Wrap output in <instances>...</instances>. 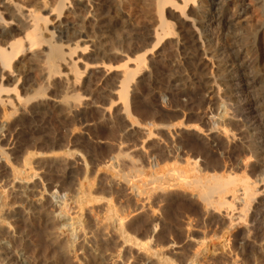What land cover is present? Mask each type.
Masks as SVG:
<instances>
[{
    "label": "bare ground",
    "instance_id": "1",
    "mask_svg": "<svg viewBox=\"0 0 264 264\" xmlns=\"http://www.w3.org/2000/svg\"><path fill=\"white\" fill-rule=\"evenodd\" d=\"M87 1L0 0V264H73L72 259L78 264H132L128 262L127 257L125 258V254L121 256L120 248L133 246L144 250L150 259L156 257L153 259L155 263L152 260L151 264L199 263L198 257L205 247V234L198 241L196 249L190 255L184 251L183 256L185 257L182 258L169 252H160L166 244L161 235H157L159 236L157 237L159 238L158 243L154 246L135 238L136 236L132 235L134 227L127 219L125 210H122L121 206H116L115 200L110 198L114 194L118 198L121 189L116 190L115 188V191H109L111 196L107 199L101 195L106 190L101 189L100 196L94 195L89 190L93 184L87 182L89 181L88 171L91 168L89 163L92 162L88 161L87 155L89 154L82 153L81 148L78 149L83 168L77 175H74L69 168V158H72L74 151L66 150L65 146L60 143V139L56 137L48 141L47 133L43 134L45 133L44 128L37 119L48 105L60 112L62 118L71 120L69 124L72 123V130H75V127L87 126L97 115L92 109L91 112L88 108L85 110L86 108L83 109L80 106L96 104L98 97L101 98L102 95L89 94L91 92L89 91V97L86 99L84 95L86 89L84 91L83 88L87 82L85 77L100 68L104 72L119 71L118 78L114 79L109 76L106 80V86L110 88L107 91L116 96V101L110 99L108 106L105 105L104 112L106 110L109 114L110 112L115 113L116 107L120 105L119 116L122 121H126L125 127H143L134 115L133 102L135 99L131 94V87H137L140 81L138 78L145 75L143 71H147V64L150 62L147 55L154 54L162 46L161 43H166L170 39H174V44H172L178 47L182 54H180L181 58L188 65L194 64L200 67L204 63L199 62L201 55L206 63L208 61L211 64V68L216 64L215 60L220 59L218 68L222 69H220L221 73L216 75L210 70L212 85L207 86L210 90L206 88V98L217 105L216 108L224 111V117L238 118L241 121V135H243L239 137L240 143L233 149H228L229 151L221 150L219 154L222 155L217 156L211 151L220 145L219 136L235 139L234 132L229 130L225 124L216 123L206 129L210 132V136H206L208 142L200 143L198 140H189V138L186 140L182 135L184 132L193 134V132L203 133L204 130L201 129L198 121L190 122L188 118L179 117L174 120L170 119L169 123L160 124L162 126L151 123L145 124L144 127L147 129L148 137L154 136L152 128L157 126L165 128L175 144L182 150L186 149L182 161L179 157L181 151L177 152L178 147L167 153L159 149L158 153H154L156 154L155 164L150 166L149 172L143 171V167L139 166L140 168L132 167L127 174L124 172L121 175L117 168V163H122L119 162L120 157H127V160L130 159L132 163L135 157L118 150V153L116 151L113 153L114 156L110 157V162H103V165L99 166L103 168L102 170L109 171L112 178L122 180L126 186L134 188L140 197H147L145 199H148V202L157 191L163 193L173 188L172 190L178 189L194 195L200 204V210L207 214H219L222 211L227 217V224L224 225L227 235L222 234V237H225L224 246L229 243L231 230L238 225L242 226V229L234 235L238 251L234 253L233 264L239 261L237 260L238 254L247 256L244 264H258V259L264 258V120L259 113L264 96L246 95L242 90L234 94L228 92L220 94V91L232 84L241 88L243 85L251 86L264 81V73L260 80H249L247 77L253 73L254 69L264 67V22L254 25L252 30L249 29L246 35L247 42L242 52L245 57L250 56V60L239 62L238 52L241 49L233 52L226 47L225 33L230 34L232 24L223 18L225 15L223 10H208L212 2L210 0V2L206 0H150L149 3L154 11L152 15L147 16L148 25L145 24L146 26L140 33H134L130 41L114 30L113 25L108 27V23L107 27L104 26L108 12L94 15L89 10L92 6H89ZM107 1L112 4L110 12L113 13L114 18L118 16L119 19H117L121 21L122 28L130 31L132 18L129 14H125L122 8L125 0ZM258 1L261 2L264 11V0ZM81 12L92 15V19H86V14L84 16ZM241 13L243 10L238 11V16ZM100 15L102 17L98 19ZM87 24L92 29L99 27L100 35L97 39L90 35L92 32H88ZM93 32L97 33L96 30ZM99 37L103 39L98 40ZM132 39L136 42L138 40L139 45L134 46L131 43ZM149 39L150 42H146ZM210 47L214 49L210 50ZM110 55L117 58L122 57V59L114 65L111 62L114 58ZM227 55H229L228 59ZM196 60H198L197 63ZM29 68L34 70L35 77L26 80L22 75ZM180 80L181 78H173L168 85L176 86ZM198 84L205 87L207 83L200 80ZM82 99L88 101L84 102ZM49 101H53V104ZM220 114L216 115L220 116ZM65 121L61 123L66 125ZM84 129L86 130V127ZM178 130L182 131V137L176 140L174 135ZM88 131L86 130L87 133ZM110 135L113 137L112 134ZM85 142L84 140V144ZM82 143L83 141H80V145ZM60 153L63 155V160H67L63 168L66 171L63 173L62 181L55 183L50 173L51 167L48 165L50 160L44 159L40 162L44 168V175H41L34 167L35 163L39 164V160L34 158L40 154L58 155ZM191 157L194 158L192 165ZM253 160L262 162V164L260 163V166L253 164L251 162ZM97 166L95 165L93 169L95 170ZM37 176L39 180L35 182L34 179ZM37 183L40 184L37 194L41 199L47 191L51 196L54 195L50 189L56 193L65 189L74 190V195L62 199L58 205L52 203L51 196L49 198L44 196V203L33 205L28 199ZM98 201H105L104 209L101 207L103 210L100 216L101 223L104 220L109 222L105 227L101 224L95 225V223L91 225L92 223L86 220V210H89L87 206ZM72 204L74 206L71 207ZM16 205H19L20 209H15ZM175 205L178 206L177 210L180 209V214L190 213L193 210L191 205L181 201ZM70 207L79 210L76 215L69 214ZM89 212L91 213V210ZM174 212L171 213L172 217L177 218L180 214ZM93 214L92 216L95 217ZM59 216H66L62 224L58 223ZM96 216L99 219V215L96 214ZM153 221L151 218V222ZM13 222H21L23 226L36 231L42 244L28 247L22 239H14V234L18 231L16 229L7 230ZM104 231L111 234L109 239L100 238V233ZM169 232L174 235L175 239H179L177 230L171 228ZM90 233L94 236L99 235L102 241L97 240L90 246L91 251L87 253L82 244L90 242L87 239ZM149 233L146 234L149 235ZM60 236H63V239H60ZM29 249L34 251L30 252L33 253L32 256L28 254ZM79 250H83L81 257L84 256V259L78 256ZM251 260L257 261L250 263Z\"/></svg>",
    "mask_w": 264,
    "mask_h": 264
},
{
    "label": "rangeland",
    "instance_id": "2",
    "mask_svg": "<svg viewBox=\"0 0 264 264\" xmlns=\"http://www.w3.org/2000/svg\"><path fill=\"white\" fill-rule=\"evenodd\" d=\"M88 1H87L88 5L92 6L91 9L89 8L88 9L92 11L94 15H99L101 12H103V14L105 12L106 14L108 12L107 13L108 18L106 17L105 22L103 24L104 26L107 27L108 23H109L108 27L113 25L112 27L114 28V30H117L122 37L129 39V41H130V37L133 36L134 33H140L141 31H143V28L146 26L145 24L148 25V23H146V21L148 20L147 16L152 15V12L154 11L151 3H149L151 2L150 0H147V1L146 0H125L122 8L125 14L126 13L129 14L132 18L131 19L132 26L130 27V31H129L125 28H122V24H121V21L118 20L119 19L118 16H117L118 19L116 17L114 18L113 13L110 12L112 4L109 1L107 0H88ZM206 1L207 2L212 1L210 2L211 6L209 7L208 10H212V9L223 10L225 14L223 18L226 21H230V23L232 24V27L230 26L231 27L230 34L225 33V35L227 36L226 37V41H227L226 47H228L229 50L233 52H237L241 49L238 52V54L240 55L239 60H238L239 62H243V61L245 62V61L250 60V56L245 57L244 53L242 52V49L246 45V42H247L246 35L249 29L252 30L254 28V25H257L258 23L261 24V22L262 23L264 22V15H263L264 11H263L261 2H259L258 0H210V1L206 0ZM240 10H243V13H241L240 16H238V11L240 12ZM81 13L84 14V16L86 14V19H92L91 17L92 15L90 16V14H87L84 12H81ZM101 17L102 16L100 15V17L98 16L97 18L100 19ZM87 25H88L87 26L88 32L89 33L92 32V34L90 35L94 36V38L97 39L98 35H100L99 27L96 26L92 29V27L89 26V24ZM95 30L97 31V33L93 32ZM99 39H103V38L99 37L98 40ZM132 40H131V43H133L134 46H137V44L139 45L138 40L137 42L134 40L132 42ZM170 41H166V43H161L162 46H160L158 50L155 51L154 54L147 55L150 61L147 64L148 65L147 71L146 70L143 71L145 75L138 78V80L140 81L137 87H131V94L133 95L135 99L133 102L134 115L136 119L142 123V124L140 123V125L143 127L141 126H139L141 128L125 127L126 121L125 122L122 121L121 116H119L121 113V110H119L120 105L116 107L115 113L110 112L109 114L108 111L106 110L104 112V109L108 106L107 104L110 99H113L116 101V96L114 94L112 95V93L107 91V89H110V88L106 86L107 85L106 80L109 76L114 77V79L115 77L118 78L117 76L119 75L118 74L119 71L118 72L114 71L112 73L106 72V71L104 72V70L100 68H97L95 71L91 73V75L85 77L87 82L85 86L83 87L84 91L85 89L87 91L88 88L91 86L87 92L86 91L84 92L86 99L89 97L90 93H96L95 94L96 96L97 94L102 95L101 98L98 97L97 99L98 103L96 102V104H89V106L82 104L80 106L83 109L86 108L85 110H87L88 108V110L91 112L93 110V113L97 115L95 116L93 120L90 121V123H88L89 126L87 125L83 127L82 126L75 127L76 129L72 130V126H71L72 123L69 124L71 120L62 118L60 116V112L52 109L51 107H48V105L42 110L41 112L42 114L37 117L38 123L40 122L39 124H41L44 128L45 133L43 132V134L47 133L46 134L47 139L49 138L48 141H51L53 138L56 137L57 139H60V143L63 146H65L66 150L74 151L72 158L71 157L69 158V162H70L69 168L74 173V175H77L79 171L81 170V168H83V162L80 159L81 157L80 151L82 153L84 152V153L89 154V155L86 154L88 156L87 158L89 159L87 160L90 162L92 161V162L89 163V165L91 164L90 165L91 168L89 169L90 171H88L89 177L87 179L89 181L87 182L89 184L91 183L93 184V185L91 184L92 187L90 186L91 188L89 187L90 188L89 190L93 192L94 195L100 196V192L102 193L101 189L106 190V192L103 191L104 194H101V195L105 196V199H107L109 198V196H111L109 191L111 190L115 191V188L116 190L121 189L120 196L118 198H116L115 194L114 196H111L110 198H112L113 201L115 200L114 202H116L115 203L116 206H119V207L121 206L120 208L122 210H125L127 219L130 220V224L134 227L132 231L133 233L132 235L136 236L135 238L141 240L142 242H148L154 246L158 243L157 240L159 238L157 237L161 235L163 236L162 238L166 241V244L164 245L165 247L160 250V252H163V253L169 252L173 255H176L182 258V257H185L183 256L184 251L190 255L192 251L196 249V247L198 246V241L205 234L204 235L206 237V240L204 241L205 247L203 248L201 255L198 257V260H199L198 264H214V263L215 264H233L232 260L234 259V253L238 251L236 248L237 243L234 238V235L236 234V232L242 229V226L238 225V227L231 230L230 232L231 236L229 239V243L227 246H224L223 244H224L225 237H222L223 236L222 234L224 233V236L227 235L225 233L227 231L225 228L227 224V217H225L222 211L219 214L218 213L207 214L205 213V211L200 210L201 209L200 204L196 201L197 199L194 195H191L190 192H186V191H182L178 189H174L175 190L174 191L172 190L173 188L169 189L168 192H163V193L162 192L160 193V191H157L155 196L153 195V197L150 198V200L152 199L151 202L150 200L148 202V199H145L147 197L145 198L144 196L143 198L142 196L140 197V195H138V193L135 191L134 188L132 189L131 187L126 186L124 182H122V180L119 181V180L112 178L109 171H107L106 169L102 170L103 168H100V166L103 165V162L105 163H107L106 161L110 162L111 161L110 157L114 156L113 153H115L116 151L118 153L120 150L122 151V153L125 152L135 157V161L133 163L129 161L130 160L129 158H128L129 160H127V157L126 158L120 157L122 160L120 159V161L119 160L118 161L122 163H117V168H118V173H121V175L124 172H125L124 174H127L129 172V169H131L132 167L136 169L143 167V171L149 172L150 166L155 164L156 154L154 153H158L159 149L167 153V151L169 152V150L171 149L174 150L175 148L177 149L178 147L177 152L180 153L181 151V154L179 157H180V161H182V157L183 158L185 157L183 154L186 152V149L182 150L180 146L175 144V141L171 139V137L165 131V128L158 127V126H162L160 125L162 123H169L168 121L174 120L179 117L188 118L190 122L198 121L197 123L199 124L200 127H202L201 129L204 130L203 133L193 132V134H187V132H184V134L182 135H184L183 137L186 140L189 138V140L191 139L195 141L198 140V142L200 143L208 142V140L206 139V136H210V132L207 131L206 129H208L210 126L216 123L217 124L220 123V125L225 124V126H227L229 130H232V132H234V134L236 135L235 139H231V138L227 139L223 136H219V142H221L219 143L220 145L217 146L218 148L214 147L213 150L211 151L213 154L217 156L222 155V154H219L221 150L229 151L231 150L230 148L233 149L236 145L240 143L239 137L243 135V134L241 135L242 133L241 132V129H242L241 121H239L238 118L224 117L225 116L224 111L220 110L221 108H216L217 105H214L213 102L209 100V98H206L207 89L210 90V88H208L207 86H209V84L212 85V82H211L212 73L216 75L221 73L222 69L218 68L220 67V59H216L215 60L216 64L211 68V64H209L208 61L206 63V60L204 59L203 55H201L202 57L200 56L199 62L202 61L204 63L200 67L194 64L188 65L184 63L183 58H181L182 56H180L181 53L179 52L178 47H175L173 45L174 39H170ZM146 42H150V39L147 40ZM218 44H221V43H218ZM212 48L210 47V50L214 49ZM111 56L114 58L111 60V62L114 65H116V63H119V61L122 59V57L117 58V57H114L113 55H110V57ZM226 57L228 59L229 55H227ZM252 59H253V56H252ZM197 62L198 60H196V63ZM210 70H212V73ZM33 71L34 70L29 68L27 69L26 72L25 71L23 72L22 76L26 80L29 78L34 79L35 72ZM252 72L253 73L247 75L249 80H255V79L260 80L262 74L264 73V67H258L257 69H254ZM227 74H229V72H227ZM173 78H181L180 82L177 83L178 85L176 86L168 85L169 81ZM197 80L198 81L203 80L204 82L207 83L206 86L205 87L200 86ZM230 83H232V81ZM247 86H250V85H243L240 88L232 84L230 85V87L223 88L220 91V94H222V92H228V93L234 94L236 91L242 90V91H245L246 95L258 94L259 97L264 96V81L262 83L253 84L250 87H247ZM85 93H87L88 95ZM86 99L84 100L82 99V101L84 102L88 101ZM263 99L264 98H262L261 100L262 106L260 107L261 110L259 112L262 120H264V100ZM49 103L53 104V101H49ZM212 114H214V116H212ZM216 114H220V116ZM64 120H66L65 122H67L65 123L66 125H64L63 122L61 123V121H64ZM151 123H154L157 125L159 124V125L157 127H154L155 129L152 128L154 132V136L148 137L147 129L144 126L145 124L148 125ZM84 127H86L87 131L89 130L88 133L86 132ZM181 132L182 131L178 130L175 133L176 136L174 135V139L179 140L182 137ZM48 134L51 136V138ZM110 134H112L113 137H111ZM103 136L104 137L106 136V137L104 138ZM84 140L87 143L85 142L84 144ZM72 141L73 143H71ZM80 141H83L82 145H80ZM74 143H79V144L76 145ZM78 149H80V151ZM123 158H125V160H123ZM34 159L39 160V164L35 163L34 167L37 169V172L41 175L42 174L44 175V168H42L43 164H40V162L44 159L50 160L48 165L51 167V168L49 167L51 169L50 173L52 177L55 179L56 181L55 183L57 182L59 183L60 181H62L63 176H64L63 173L64 171H66L63 168L65 167V162L67 160L66 161L63 160V155L61 153L58 155L40 154L36 156ZM52 160H55V161L52 163L51 162ZM253 161L251 162L253 164H257L258 166H260V163L262 164V162H257V161L253 162ZM149 162L150 164H148ZM190 163L191 165L194 163V158L190 160ZM95 165H98L96 167L97 170L93 169L95 168ZM119 170L121 172H119ZM145 174L147 175L148 173H145ZM38 180H39V177L38 176L35 177L34 181L38 182ZM39 185L40 184L37 183V186L33 187L31 196L28 199L29 202H31V204L33 205L34 204L40 205V203L45 202L44 196L45 198H49L51 196V194L47 191L43 194V197L41 199L39 194H37L38 190H40ZM86 189H87V186H86ZM50 190H49L50 192H54V195L51 196V201L53 204H56V205H58L62 199H65V198H68V196L74 195V190L65 189L61 191L60 193H56L53 189H50ZM180 201L183 203H186L187 205H191L193 210L194 209L196 210L198 208L199 210H196V212L195 210L194 212L192 210V212L190 213L187 212L185 214H180L179 213L180 209L177 210L178 206L175 205L177 203H180ZM104 204H105V201H98L96 203H93L87 206L89 210H86L87 211L86 220L88 219V222L92 223L91 225H94L95 223V225L101 224L105 227L107 223H109L108 221L105 222V220L101 223L100 216H101L102 210L104 209ZM72 206L74 205L72 204L71 207ZM45 207H47V205ZM71 207L68 209V212L69 214L74 216L77 214L76 212L79 210L77 208H71ZM14 208L20 209L19 205H16ZM133 208L135 210H133ZM90 210H91V213L92 212L94 213L92 214L95 215V217H93L92 214L89 212ZM127 210L129 211V213H127L128 212ZM94 211L97 213H95ZM174 211L177 212V214H180L177 216V218L172 217L171 213H173ZM56 213H58V211ZM96 214L99 215V219L96 216ZM168 214H169V217L170 218L172 217L171 219H174V220L169 219ZM63 218L66 219V216L65 217L59 216L58 218L59 224H62ZM151 218L154 220L153 222H151ZM8 228H9L7 229L8 231H14V229H16L18 232L14 234V239L15 238L17 240L22 239L28 245V247L33 246V245L42 244V240L38 235H36V231L32 230L31 228L23 226L21 222H13V225ZM171 228L177 230V232L179 233V239H175L174 235L170 234L169 230ZM146 233H149V235ZM100 235L101 237L99 235H97L98 237L94 236L92 233L87 235V239L90 242L88 244H85V243L82 244V247L86 249L85 251H87V253L91 251L90 246L93 245L95 242H97V240L102 241L103 238L109 239L111 236L110 233L107 234L105 233V231L103 233H100ZM99 237L100 238L103 237V238L100 239ZM61 238L63 239V236H60V239ZM184 248L186 250H183ZM31 251L34 252L33 249H29L28 254L30 256H32L33 254V253H30ZM120 251L122 252L121 256L122 254H125V258L127 257L128 262L132 264H147V262H150L153 259H156V257H153V259L148 258L146 255L147 253L144 250H139L138 247H134V246L120 248ZM82 252L83 250L82 251L79 250L77 252L80 258L84 257V256L81 257ZM107 255H108V252L106 253V256ZM246 257L247 256L244 254H238L237 260L239 261L237 262V264L239 263L244 264ZM70 258L72 259V257ZM263 260L264 258L258 259V264H264L262 263L264 262ZM154 261L155 260H153L152 262ZM251 261L252 262L250 263H254L257 260L256 261L251 260ZM72 263L78 264V262L74 259H72Z\"/></svg>",
    "mask_w": 264,
    "mask_h": 264
}]
</instances>
